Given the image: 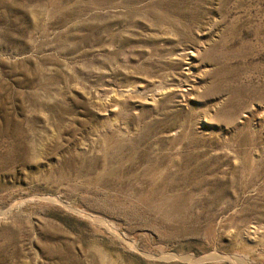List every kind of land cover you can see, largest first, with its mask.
<instances>
[{
    "label": "rangeland",
    "instance_id": "1",
    "mask_svg": "<svg viewBox=\"0 0 264 264\" xmlns=\"http://www.w3.org/2000/svg\"><path fill=\"white\" fill-rule=\"evenodd\" d=\"M0 264H264V0H0Z\"/></svg>",
    "mask_w": 264,
    "mask_h": 264
}]
</instances>
